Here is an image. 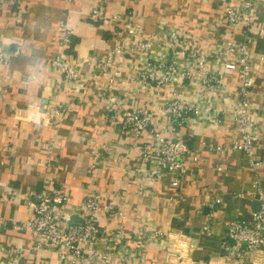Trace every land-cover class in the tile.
I'll return each mask as SVG.
<instances>
[{"label": "crops", "instance_id": "0c3cea01", "mask_svg": "<svg viewBox=\"0 0 264 264\" xmlns=\"http://www.w3.org/2000/svg\"><path fill=\"white\" fill-rule=\"evenodd\" d=\"M227 3L104 0L102 21L90 14L89 0H20L16 4L0 0V53L8 55L7 64L0 62V264L25 260L56 264L54 252L35 247L27 228L32 213L24 193L61 185L69 193L68 202L55 212L61 223L79 221L76 208L84 190L118 191L113 202L125 205L124 220L100 213L99 226L106 232L121 228L130 248L143 254L147 264H264V250L238 261L220 244L224 222L249 219L258 207L255 201L261 204L264 199V37L256 35L257 26L252 27L254 73L245 100L259 126L260 148L255 157H248L232 148L238 132L231 121V101L240 83L234 55L219 71L220 59L212 52L238 38L223 17ZM263 12L264 0H258L255 25L263 23ZM60 25L69 34L63 46ZM158 25L183 30L195 49L208 53L207 72H221L215 88L185 81L177 87L183 102L201 109L166 135L184 140L189 150L198 152L197 160L187 163V176L175 184L167 178L155 180L154 153L140 155V149L150 148L149 142L156 144L154 138L144 132L138 143L133 141L106 110L109 97L120 94L124 106L153 108L155 104V122H163L160 111L168 88L150 91L130 79L139 63L133 45L116 56L113 66H101L106 52L120 36H126L128 28L138 26L149 36L158 33ZM56 56L78 66L82 86L66 79L52 64ZM260 56L263 60L258 63ZM56 103H61L63 112L52 118L48 109ZM255 160L263 165L254 166ZM141 183L146 187L143 196L137 195ZM63 214L69 216L67 221ZM205 223L211 226L209 234L202 230ZM151 228L170 234L171 243L150 244ZM175 236L191 248L179 254Z\"/></svg>", "mask_w": 264, "mask_h": 264}, {"label": "built area", "instance_id": "2783aa9c", "mask_svg": "<svg viewBox=\"0 0 264 264\" xmlns=\"http://www.w3.org/2000/svg\"><path fill=\"white\" fill-rule=\"evenodd\" d=\"M19 1L8 0L11 4ZM257 1L238 0L235 3L236 0H228L223 17L228 30L237 34L238 38H231L222 48L212 51L214 56L220 59L219 71L226 65L227 58L234 55L240 83L237 94L231 101L233 111L231 121L238 132V139L232 148L243 151L248 157H255L256 151L260 148L259 126L251 119L245 100L254 73L250 49L255 37L251 34L252 27L257 26L256 35L264 37V12L261 16L263 23L255 25ZM89 2L90 14L104 21L106 18L103 12L104 0ZM115 18L116 16L113 17ZM68 42L69 34L65 27L60 25L59 44L63 46ZM130 45L135 47L139 55V63L132 70L130 79L150 91L154 88H168V96L160 111L164 121L155 122V104L153 108L147 105L124 106L120 94L109 97L106 110L110 113V120L119 122L121 131L128 134L133 141L138 143L144 132L154 138L156 144L149 142L148 145L150 152L154 153L155 180L160 182L167 178L171 184H175L187 176L189 171L187 163L190 160H197L198 152L189 150L184 140L171 139L166 135L173 134L177 127L184 126L190 113L198 115L201 109L197 104L183 102L178 95L177 87L180 82L185 81L199 87L215 88L221 81V72L208 73L205 69L208 53L195 49L183 30L167 25H158V33L149 36H145L138 26L128 28L126 36H120L115 46L106 52L101 62L102 69L113 66L116 56L121 55ZM262 60L263 56L256 59L258 63ZM0 62L8 63L7 53H0ZM52 64L66 79L82 86L83 75L77 65L59 56L52 60ZM48 111L50 117L57 118L61 116L63 106L56 103ZM140 152L142 154L144 150L141 149ZM261 162L255 160L253 164L260 167L263 165ZM145 188L144 183H141L137 188V195H145ZM68 194L64 185L24 193L26 204L32 213L27 228L36 241V248L54 252L56 264H147L143 254L130 248L121 228L106 232L99 226L100 213L115 216L120 221L124 220L125 205L113 202L114 198L117 199L119 196L118 191L104 194L97 190H84L76 208L79 221L61 223L55 212L58 207L68 202ZM62 217L66 221L69 219L65 214ZM263 220L264 199L259 210L249 219L237 218L224 222L225 235L220 242L221 246L238 261L245 254L264 250ZM210 227L208 223L203 225L202 230L205 234H209ZM147 238L153 245L171 243L170 234H163L157 228H151ZM176 238L175 236L174 239ZM181 239L179 236L178 240H175L179 249L181 248L179 254L183 249L191 248L187 241ZM23 264L35 263L25 260Z\"/></svg>", "mask_w": 264, "mask_h": 264}, {"label": "rangeland", "instance_id": "374dc122", "mask_svg": "<svg viewBox=\"0 0 264 264\" xmlns=\"http://www.w3.org/2000/svg\"><path fill=\"white\" fill-rule=\"evenodd\" d=\"M142 150H144V149H142ZM223 149L221 148V151H222ZM140 151H141V149H140ZM148 152H150V150L149 149H147L146 150V152H145V150H144V153H142V154H140L141 156H149V153ZM256 156V155H255ZM172 234H174V232L172 233ZM176 234V233H175ZM174 240V242H175V240H178V237L176 238V239H173ZM181 249V248H180ZM180 249L178 250V251H180ZM181 253V252H180ZM182 255V254H181ZM180 255V256H181Z\"/></svg>", "mask_w": 264, "mask_h": 264}, {"label": "water", "instance_id": "95a60500", "mask_svg": "<svg viewBox=\"0 0 264 264\" xmlns=\"http://www.w3.org/2000/svg\"><path fill=\"white\" fill-rule=\"evenodd\" d=\"M256 199H258V197H256ZM255 202L258 204V207L254 209V211L256 212L259 210L260 201L256 200Z\"/></svg>", "mask_w": 264, "mask_h": 264}]
</instances>
